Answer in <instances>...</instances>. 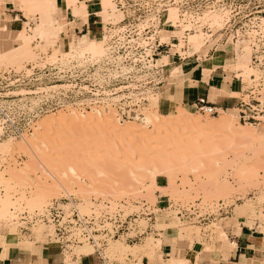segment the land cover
I'll return each mask as SVG.
<instances>
[{"label":"rangeland","instance_id":"1","mask_svg":"<svg viewBox=\"0 0 264 264\" xmlns=\"http://www.w3.org/2000/svg\"><path fill=\"white\" fill-rule=\"evenodd\" d=\"M111 2L94 38L65 28L56 40L49 28L31 41L29 54L0 59V199L10 206L0 215V248L47 244L46 226L23 231L21 220L54 204L78 210L104 256L121 263L129 255L155 263L163 231L175 242L223 235L226 217L264 225V118L169 107L176 69L165 68L175 55L222 46L218 53L242 74L245 101L264 104V0ZM38 3L23 10L29 35L43 16ZM172 37L176 46L165 49ZM13 40L0 55L22 45L18 35ZM156 167L170 182L166 212L153 199ZM33 198L45 203L36 207ZM123 224L132 237L135 227L152 232L143 242L122 237L104 245L103 234ZM79 250L94 252L69 247L67 264H76Z\"/></svg>","mask_w":264,"mask_h":264},{"label":"crops","instance_id":"2","mask_svg":"<svg viewBox=\"0 0 264 264\" xmlns=\"http://www.w3.org/2000/svg\"><path fill=\"white\" fill-rule=\"evenodd\" d=\"M67 2L68 0H56L55 18L67 29L69 35L91 39L105 29V23L100 16L103 11L102 0H76L78 7L86 5L87 20L74 16L73 8H70ZM21 7V0H0V50L10 46V42L13 45L14 36L19 35L29 23ZM4 27H7L6 32ZM175 40L176 38L172 37L163 47L170 49L176 46ZM220 47L211 49L206 55H175L176 62L165 66L166 71L176 69L175 83L170 91L174 100L169 101V107L176 106L191 111L212 108L219 117L222 113L238 110L242 118L245 114L246 119H263L264 104L255 98L250 102L245 101L242 74L231 70L232 65L227 62L230 58L218 53L221 51ZM164 52L169 53L166 50ZM174 64L175 67H172ZM170 191L169 179L159 175L155 180L154 198L160 212H166L170 208ZM224 220L231 221V224L220 236L212 237L202 233L199 236L178 237L174 242L175 238L166 231L157 234L161 237L162 247L156 261L151 263L150 258L146 256L142 264H166L173 258L184 264H264V230H261L264 225L246 216L226 217ZM163 235L167 236L162 237ZM136 246H140L139 243ZM65 253L59 247L48 243L43 246L35 244V249L21 246L0 248V264H67ZM172 255L174 256L171 257ZM74 259L76 264H140L132 255L121 263L116 260H103V256H99L95 251L88 253L87 250L77 251Z\"/></svg>","mask_w":264,"mask_h":264},{"label":"built area","instance_id":"3","mask_svg":"<svg viewBox=\"0 0 264 264\" xmlns=\"http://www.w3.org/2000/svg\"><path fill=\"white\" fill-rule=\"evenodd\" d=\"M202 111L208 112L212 115H218L212 108H204ZM245 118V114L243 115ZM222 207L224 205L222 204ZM223 210V208L221 209ZM178 216L180 218H186L189 220V214L180 209ZM25 216L21 222L25 224L26 228H22L23 231H27L29 227L34 228L37 225H43L48 228V244L59 247L62 251L66 252L69 247H82L84 245L91 246L94 251L103 256V260H106L103 249L98 246L95 240V233L91 231L89 222L85 218H81L80 213L76 209L67 210L62 204H54L50 206L41 214H36L32 219ZM188 217V218H187ZM151 220V219H150ZM151 229L143 231L141 227L134 228L135 236H129L131 229L124 227L123 225H116L111 228L107 233H104L105 241L108 239H120L126 237L130 242H143V239L150 234ZM133 233V232H132Z\"/></svg>","mask_w":264,"mask_h":264},{"label":"bare ground","instance_id":"4","mask_svg":"<svg viewBox=\"0 0 264 264\" xmlns=\"http://www.w3.org/2000/svg\"><path fill=\"white\" fill-rule=\"evenodd\" d=\"M34 2H40L38 4H40L39 6L42 7L43 9V16L41 18V22H39L37 24V26L34 28V29H31L33 31V34L32 35H29L27 34L26 30L25 31H22V33L20 35H18V42L19 43H22V45L18 46L15 48H13L12 50L6 52V53H3L2 55H0V59L2 60H14V59H17V57H19L21 54H17L19 51H24L23 55L22 56H25L26 54H29L28 52H30L28 50V48L30 47V44H31V41L33 39H35L36 37H41L45 34V32L47 31V29H51L52 31V34H53V37L57 36L56 40H58V36L61 37L62 36V32L65 30V27H62L58 20L55 18L56 16V13H57V4H56V0H21V10H26V8L28 6H30L31 4H34ZM59 2V1H58ZM68 6L70 8H73V11H74V16H76L77 18H83L84 20H87V17H88V12H87V7L85 4H82L80 7L77 6V3H76V0H68L67 2ZM58 6H60L58 4ZM115 5L112 4L111 0H102V7H103V11L100 13V16L107 19L108 18V15H109V9H112ZM59 8V7H58ZM115 11V10H114ZM114 14V13H113ZM61 15V14H60ZM116 16V15H114ZM111 17V15H110ZM215 22H217V20H215ZM0 26H1V21H0ZM1 28V27H0ZM30 30V31H31ZM4 31L6 32L7 31V27H4ZM87 39V37L85 38ZM80 40V39H79ZM33 42V41H32ZM85 43L86 40H85ZM74 44V43H73ZM73 44L71 46H73ZM89 44L91 45H94L93 42H89ZM74 47V46H73ZM71 48V47H70ZM81 48V47H79ZM84 48V47H83ZM71 50V49H70ZM25 51H28L27 53ZM17 54V56H15ZM19 55V56H18ZM20 56V58L22 57ZM4 58V59H3ZM164 168V167H163ZM73 170V169H72ZM70 169V171H72ZM152 172L153 174V177L156 178L159 176V175H165L166 172L165 170H161L159 167L157 168H154L153 170H150V172ZM72 174H76L75 171L72 172ZM155 174V175H154ZM3 178L1 177V180ZM155 185V184H154ZM153 197V196H152ZM34 199V198H33ZM154 199V197H153ZM35 200V199H34ZM32 200V203L31 200H29L30 204H37L35 205L36 207L37 206H41L45 203V198H39L38 200ZM156 200V199H155ZM3 202V203H2ZM9 202L5 203V201H1L0 199V204L2 207H4L3 209H0V215H4V216H7L8 213H9V208L10 206L8 205ZM4 206H3V205ZM6 205V206H5ZM11 205V204H10ZM7 206L8 207V210H7ZM34 207V206H33ZM136 246V245H135ZM134 247H131V248H135ZM150 247V245H148ZM157 247H161V241L159 242V244L157 245ZM130 248V246L128 247ZM151 248V247H150ZM152 249V248H151ZM174 255H172L171 257H173ZM165 264V263H164ZM166 264H184V262L182 261H177L175 258L171 259L170 262L166 263Z\"/></svg>","mask_w":264,"mask_h":264}]
</instances>
